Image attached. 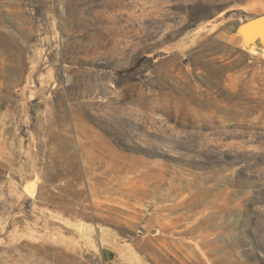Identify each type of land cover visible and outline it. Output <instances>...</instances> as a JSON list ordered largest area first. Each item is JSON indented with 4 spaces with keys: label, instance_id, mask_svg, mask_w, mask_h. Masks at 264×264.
Here are the masks:
<instances>
[{
    "label": "rangeland",
    "instance_id": "rangeland-1",
    "mask_svg": "<svg viewBox=\"0 0 264 264\" xmlns=\"http://www.w3.org/2000/svg\"><path fill=\"white\" fill-rule=\"evenodd\" d=\"M264 0H0V264H264Z\"/></svg>",
    "mask_w": 264,
    "mask_h": 264
},
{
    "label": "water",
    "instance_id": "water-1",
    "mask_svg": "<svg viewBox=\"0 0 264 264\" xmlns=\"http://www.w3.org/2000/svg\"><path fill=\"white\" fill-rule=\"evenodd\" d=\"M237 31L241 34L243 42L246 45L253 41L255 37L264 42V14L254 16L239 24Z\"/></svg>",
    "mask_w": 264,
    "mask_h": 264
}]
</instances>
